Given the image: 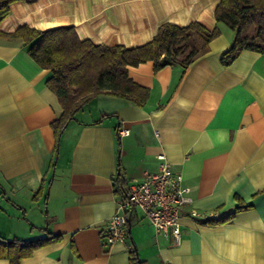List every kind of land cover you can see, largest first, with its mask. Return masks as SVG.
Returning a JSON list of instances; mask_svg holds the SVG:
<instances>
[{
  "label": "crops",
  "instance_id": "0c3cea01",
  "mask_svg": "<svg viewBox=\"0 0 264 264\" xmlns=\"http://www.w3.org/2000/svg\"><path fill=\"white\" fill-rule=\"evenodd\" d=\"M220 0H19L0 21V238H59L18 264H264V53L221 56L235 31L219 24L208 51L187 68L127 67L148 89L143 105L112 93L94 95L56 141L61 106L20 38L21 26L71 27L80 40L127 48L150 42L164 22L216 25ZM129 134L121 135L120 129ZM56 152L54 168L48 170ZM165 154L182 174L191 203L183 206L178 245L155 233L133 209L128 243H103L104 225L123 188L158 170ZM236 208L225 223L222 218ZM195 210L198 216L188 212ZM22 214V219L20 216ZM0 264H10L0 258Z\"/></svg>",
  "mask_w": 264,
  "mask_h": 264
},
{
  "label": "trees",
  "instance_id": "16d2710c",
  "mask_svg": "<svg viewBox=\"0 0 264 264\" xmlns=\"http://www.w3.org/2000/svg\"><path fill=\"white\" fill-rule=\"evenodd\" d=\"M19 0H0V21L9 14L11 3ZM216 25L208 29L199 22L179 26L162 23L152 40L141 46L127 48L123 45H98L89 40H80L71 27L45 31L21 26L10 34L27 45L29 55L42 68L50 70L47 87L55 94L61 106L60 116L52 122L57 145L70 120L94 96L112 93L130 98L143 105L148 89L135 83L128 75L127 67L153 61L154 70L165 65L179 64L184 69L200 55L208 51L209 42L219 32V24L233 31L231 46L223 52L221 62L229 65L242 50L264 53V0H220L214 9ZM56 152L48 170L55 165ZM115 185L122 198L126 196L120 167L115 175ZM234 212L212 220L208 224L230 221ZM59 237L48 235L35 239L0 238V258L10 264L31 255L38 247L49 244ZM133 264H142L135 250L130 252Z\"/></svg>",
  "mask_w": 264,
  "mask_h": 264
},
{
  "label": "built area",
  "instance_id": "2783aa9c",
  "mask_svg": "<svg viewBox=\"0 0 264 264\" xmlns=\"http://www.w3.org/2000/svg\"><path fill=\"white\" fill-rule=\"evenodd\" d=\"M121 135L129 134L128 129H120ZM159 165L155 172H145L140 181L128 188L125 198H121L115 213L104 225L103 243L111 246L115 243L127 244V222L133 209L139 210L152 224L155 233L170 241L172 245L181 242V216L184 205L191 203L189 189L182 185V174L171 169L165 154L158 155ZM198 216L195 210L188 212ZM129 253L134 251L128 245Z\"/></svg>",
  "mask_w": 264,
  "mask_h": 264
},
{
  "label": "rangeland",
  "instance_id": "374dc122",
  "mask_svg": "<svg viewBox=\"0 0 264 264\" xmlns=\"http://www.w3.org/2000/svg\"><path fill=\"white\" fill-rule=\"evenodd\" d=\"M139 212H140V211H139ZM22 218H23V217H22V214H21L20 219L23 220ZM128 235H129V234H128Z\"/></svg>",
  "mask_w": 264,
  "mask_h": 264
},
{
  "label": "water",
  "instance_id": "95a60500",
  "mask_svg": "<svg viewBox=\"0 0 264 264\" xmlns=\"http://www.w3.org/2000/svg\"><path fill=\"white\" fill-rule=\"evenodd\" d=\"M55 161H56V159H55ZM128 223H129V218H128ZM129 231V230H128Z\"/></svg>",
  "mask_w": 264,
  "mask_h": 264
}]
</instances>
